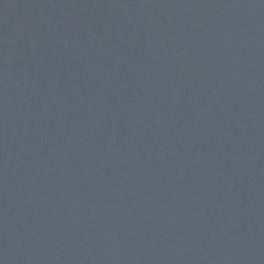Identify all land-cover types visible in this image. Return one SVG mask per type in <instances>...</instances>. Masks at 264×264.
I'll list each match as a JSON object with an SVG mask.
<instances>
[{"label": "water", "instance_id": "1", "mask_svg": "<svg viewBox=\"0 0 264 264\" xmlns=\"http://www.w3.org/2000/svg\"><path fill=\"white\" fill-rule=\"evenodd\" d=\"M0 264H264V0H0Z\"/></svg>", "mask_w": 264, "mask_h": 264}]
</instances>
